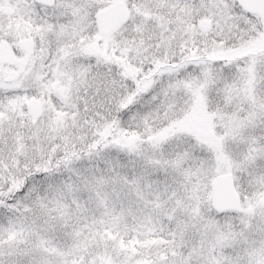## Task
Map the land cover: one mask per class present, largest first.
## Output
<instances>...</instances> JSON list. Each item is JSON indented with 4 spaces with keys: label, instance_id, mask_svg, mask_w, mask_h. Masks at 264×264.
<instances>
[{
    "label": "snow or ice",
    "instance_id": "1",
    "mask_svg": "<svg viewBox=\"0 0 264 264\" xmlns=\"http://www.w3.org/2000/svg\"><path fill=\"white\" fill-rule=\"evenodd\" d=\"M0 264H264V0H0Z\"/></svg>",
    "mask_w": 264,
    "mask_h": 264
}]
</instances>
